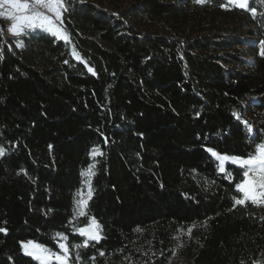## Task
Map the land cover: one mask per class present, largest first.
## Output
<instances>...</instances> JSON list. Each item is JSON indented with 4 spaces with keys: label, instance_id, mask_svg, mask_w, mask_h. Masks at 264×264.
<instances>
[{
    "label": "trees",
    "instance_id": "16d2710c",
    "mask_svg": "<svg viewBox=\"0 0 264 264\" xmlns=\"http://www.w3.org/2000/svg\"><path fill=\"white\" fill-rule=\"evenodd\" d=\"M63 3L69 41L0 30V264H39L26 241L63 254L57 234L68 264H264L245 168L207 151L264 143V0ZM92 217L101 239L73 247Z\"/></svg>",
    "mask_w": 264,
    "mask_h": 264
},
{
    "label": "snow or ice",
    "instance_id": "6c2138e0",
    "mask_svg": "<svg viewBox=\"0 0 264 264\" xmlns=\"http://www.w3.org/2000/svg\"><path fill=\"white\" fill-rule=\"evenodd\" d=\"M197 2H201V0H197ZM229 2L242 9L250 10L253 15L256 14L255 8L249 9L248 0H229ZM35 3L41 7L47 8L48 11L55 14L57 20L62 22V9L64 8L63 0H35ZM0 8L5 9V12L0 13V16L7 15L8 18L15 21L9 29L12 33L22 31L24 27H47V30L54 31V34L64 40L68 41L70 39L68 35L62 34V30L56 27L51 17L34 11L26 0H0ZM9 9L11 11H9ZM72 54L76 56L77 59H80L74 49ZM262 55H264V53H262ZM89 71L92 70L89 69ZM245 123L247 124V121H245ZM247 126L248 130L252 131V126L250 124H247ZM207 151L219 161V170L221 172L225 171V162L228 161L238 164L246 169L243 172V179L236 185L238 193L242 194L241 198L234 197L236 205H246L248 202H251L254 205H264V143L256 145L255 154H249L247 158L222 155L212 148H208ZM92 154L93 156L98 154L102 155V153L99 152V149H93ZM0 155H4V149L2 148H0ZM93 167L94 165L81 173L82 176L88 177V179L85 180V184L88 188L87 193H78L80 199L77 201V204L81 208L79 212V215L81 216L86 215L83 209L87 208L88 201L93 195V189L90 183V177L94 174L92 172ZM100 228L101 226L95 218H90V223L86 227L77 229L81 235L86 236L88 239L85 240L83 245H73V247H86L88 240L98 241L101 238L99 234ZM6 231L7 229L0 228V232ZM190 232L191 229H189V233ZM61 238L64 241H67L66 236H62ZM22 247L25 254L39 261V264H52L53 260H55L57 264H68L69 247L67 243H59V248L62 250L63 254L52 252L51 249L34 241L24 242L22 243ZM100 254L103 255L104 253Z\"/></svg>",
    "mask_w": 264,
    "mask_h": 264
},
{
    "label": "rangeland",
    "instance_id": "374dc122",
    "mask_svg": "<svg viewBox=\"0 0 264 264\" xmlns=\"http://www.w3.org/2000/svg\"><path fill=\"white\" fill-rule=\"evenodd\" d=\"M195 1H197V0H195ZM201 1H203V0H201ZM26 2H28L29 3V5H30V7H32L33 8V10L34 11H36V12H40V13H43L44 15H47V16H49V17H51L52 18V20H53V22L55 23V25H56V27H58V28H60L61 30H62V34H66V35H68V32H67V30H66V28H65V26H64V23H63V19H62V22L60 21V20H57L56 19V17H55V14L54 13H52V12H50V11H48V9L47 8H44V7H41L40 5H38V4H36L35 3V0H26ZM249 4H250V0H248V6H249ZM6 8H7V6H6ZM9 11H11L10 9H9ZM3 12H5V9L4 8H0V13H3ZM13 14H17V13H13ZM15 21H13V20H11L10 18H8L7 17V15H4V16H0V30L4 33V35L6 36V37H8V36H15V37H19L20 38V40L21 39H23V37L25 36V35H27L29 32H33V31H35V30H42V31H47V32H49V33H51V34H53V35H55V36H57L56 34H54V31H49V30H47V27H35V28H28V27H24L23 28V30L22 31H18V32H16V33H12V32H10L9 31V29L11 28V25L14 23ZM69 36V35H68ZM58 38H60V39H63V38H61V37H59V36H57ZM251 39H253L252 37H250L249 39H247V40H251ZM64 40V39H63ZM70 40V39H69ZM68 40V41H69ZM250 62L252 61V59L251 58H249L248 59ZM219 154H222V155H228V156H230V157H232V156H235V155H229V154H223V153H219ZM235 157H239V156H235ZM241 158H244V157H241ZM228 162H230V161H228ZM228 162H225V165L228 163ZM238 165V164H237ZM240 166V165H239ZM89 169V168H88ZM87 169V170H88ZM246 170V169H245ZM251 175V174H250ZM86 179H88V177H84V183H83V185H82V187L79 189V191H78V193H81V192H84L85 194L87 193V191H88V188H87V185L85 184V180ZM78 193H77V198H76V208H75V211H76V217L78 218V217H80L81 215H79V212H80V210H81V208L78 206V204H77V201L80 199V196L78 195ZM86 198V197H85ZM259 206H261L263 209H264V205H259ZM83 211L87 214V208L86 209H83ZM93 218V217H92ZM96 220V219H95ZM87 225H85V226H82L81 228H84V227H86ZM99 234H100V232H99ZM63 235H60V243H66V241H64L61 237H62ZM100 237H101V235H100ZM101 239V238H100ZM99 239V240H100ZM98 240V241H99ZM27 242V241H26ZM24 243V242H23ZM23 248V247H22ZM23 252L25 253V251L23 250ZM54 261V260H53Z\"/></svg>",
    "mask_w": 264,
    "mask_h": 264
}]
</instances>
